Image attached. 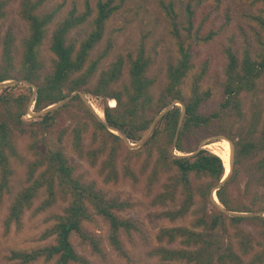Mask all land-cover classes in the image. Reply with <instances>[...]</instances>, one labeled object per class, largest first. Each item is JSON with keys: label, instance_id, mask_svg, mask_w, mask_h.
Here are the masks:
<instances>
[{"label": "trees", "instance_id": "1", "mask_svg": "<svg viewBox=\"0 0 264 264\" xmlns=\"http://www.w3.org/2000/svg\"><path fill=\"white\" fill-rule=\"evenodd\" d=\"M122 3L123 0H97L93 8L89 0H86L83 11L77 8L70 10L58 23L50 37L49 51L54 57L53 71L39 83L44 69L41 49L48 37V29L55 22L58 12L53 10L39 14V10L44 5L43 0L22 1L20 14L28 29V37L22 44V61L17 67L14 62V41L7 37L2 47L0 83L18 78L37 84L38 90L35 95L33 88L29 87L30 93L27 94L15 96L10 91L0 96V199L10 192L11 178L14 174L11 156L17 155L14 142L15 131L37 135L33 131L36 129L48 134L54 126L58 125L57 121L61 120L63 115H67L72 120L71 125L62 130L60 139L69 135L74 148L82 154L85 137L90 133H93L94 137H108L116 142L125 141L120 134H114L111 127L121 131L128 140L140 141L154 124L155 117L173 101L181 100L185 104V116L182 118L180 106H175L168 111L157 122L143 146L138 150L152 161L155 177L160 172L167 173L174 170L176 173L174 183L167 186L169 191L163 194L165 197L163 205L166 204V200L175 203V192L178 188H183L184 200L180 208L166 211L163 216L176 222L186 217L195 206L191 227L165 228L161 236V240L166 237L170 243L180 240L185 248L161 247L157 248L155 254L160 257V264H244V258L236 253L230 242H225V235L230 226L237 230V235H242L244 230L241 224L249 222L258 223V227H261L260 234L264 237V218L230 216L213 202L211 196L213 189L224 178L226 169L221 156L206 148L198 149L201 139L197 137V133L209 127L213 120L221 118L222 113L241 115L238 96L242 91H251L255 88L257 80L264 73V53L260 59L256 60H251L247 56L240 67L239 60L232 51H226L228 61L225 66L227 77L225 100L220 105V109L209 116L200 112L201 105L210 96L209 90L204 89L203 86L204 73L197 75L193 73L194 66L190 63V54L185 42H181L178 46L179 57L175 65L169 66L167 86L160 98L156 99L150 94L154 82L146 75L150 62L143 50H140L135 58L129 59L130 86H124L122 90H113V85L120 80L125 65L120 59L102 73L96 87L90 90L88 86L93 75L98 71L101 61L100 58H92L93 51L104 38L108 22L120 11ZM5 17L6 4L0 2V23ZM90 20L92 27L88 35L79 43L71 41L69 38L71 33ZM178 25L175 14L172 25V32L175 35L180 33ZM186 27L188 31L192 30L191 18ZM261 27L264 31V21ZM16 70L20 74L18 77L13 75ZM188 80L190 83L186 85ZM82 89L84 93L116 101L115 107L105 105L104 121L100 120L86 104L78 92ZM74 93L76 94L70 102L44 112ZM32 97L33 101H31ZM31 104L34 105V112L45 114L39 120L29 123L28 128L24 129L23 117ZM228 138L235 146L234 174L216 191V195L228 211L252 212L253 209L240 206L234 201L230 184L237 178V166L264 153V124L258 140H255L253 134L228 135ZM188 140H190L189 143ZM35 143H31L33 147L31 150L40 155V149ZM173 149L185 155L175 156ZM92 153L97 154L96 151ZM111 156L112 158L107 162L111 168L108 174L109 179L118 175L115 167L116 152L113 151ZM258 167V170L264 173V159ZM39 170L41 173L37 177ZM194 179L201 182L196 191L193 188ZM28 183L29 186L15 196L9 208L5 221L8 226L12 223H20L25 208L29 209L32 206L43 188H46L47 199L40 206V211L49 209L56 202V186L64 195H70V202L63 214L56 216V224L46 233V237L55 236V243L32 252H15L12 256L14 260L27 264L41 258L46 261L56 258L55 264L84 263L85 261L76 252L71 238L72 235L78 234L85 241L91 239L95 248L98 247L96 240L89 238L84 231V223L92 220L93 214L108 221L110 242L117 250L122 248L121 231H130L135 227L130 219L119 215L125 210L124 203L108 201L105 195L97 191L93 185H86L75 176L74 166L62 148L50 149L48 153L39 156V159L30 165ZM195 193L202 198L201 206L196 207L193 202ZM209 205L212 206L211 209ZM90 207L95 212L92 213ZM221 231H224V234H221ZM251 245V238L240 243L241 250L245 254H250L254 249ZM250 264H264V248L257 253Z\"/></svg>", "mask_w": 264, "mask_h": 264}, {"label": "rangeland", "instance_id": "2", "mask_svg": "<svg viewBox=\"0 0 264 264\" xmlns=\"http://www.w3.org/2000/svg\"><path fill=\"white\" fill-rule=\"evenodd\" d=\"M22 1L0 0L6 4V17L0 23V63L3 57V43L9 37L14 41V62L17 67L22 61L23 41L28 37L27 25L20 14ZM43 1L44 5L39 10V14L57 10L58 15L49 27L48 37L41 49L44 69L41 72L42 77L39 83L53 71L54 57L49 51L53 31L70 10L77 8L83 11L86 3V0ZM89 3L94 8L97 0H89ZM175 14L180 28V33L176 35L172 32ZM190 18L192 30L188 31L186 25ZM262 21H264V0H123L120 11L110 19L104 38L93 51L92 58H100L101 61L88 88L90 90L95 88L102 73L120 59L125 65L120 80L113 85V90H122L124 86H130L129 59L135 58L138 52L143 50L150 62L146 75L154 82L150 94L156 99L160 98L167 86L169 66L175 65L179 57L178 46L181 42H185L190 54V63L194 66L193 73L196 75L204 73L203 86L204 89L209 90L210 96L201 105L200 112L209 116L218 111L225 100L227 79L225 66L228 61L226 51H232L239 60L240 67L247 56L251 60L260 59L263 56ZM91 22L90 20L83 27L75 29L69 36L70 40L79 43L84 39L91 30ZM13 75L18 77L20 74L16 70ZM189 83L188 80L186 85ZM37 86L23 79L8 80L7 84L0 88V96L10 91L15 96L27 94L30 93L29 87L33 88L35 95L38 90ZM78 92L93 113L104 121L105 105L112 107L111 100L114 99L96 97L84 93L83 89ZM74 94L70 96L71 98L68 97L69 100L67 98V101L60 103L64 105L70 102ZM238 100L241 104V115L222 113L221 118L213 120L209 127L198 131L197 137L201 139L199 148L203 147L213 151L207 148V145L221 143L223 138L229 139L228 135L253 134L255 140H258L264 124V73L257 80L255 88L251 91H242ZM173 103L178 104L173 108L180 106L183 112L185 104L181 100H175L171 104ZM32 104L23 117L24 129L28 128L29 123L39 120L45 114L39 115L40 112H34ZM51 108L54 109L49 107L44 112L52 110ZM166 108L160 114L164 113ZM160 114L155 117L152 127L138 142L128 140L122 132L118 133L112 128H110L112 132L120 134L125 141L116 142L108 137H94L93 133L87 134L82 146V154L74 148L69 135L60 139L62 130L71 125L72 120L67 115H63L61 120L57 121L58 125L54 126L48 134L36 129L32 130L37 135L15 131L14 142L17 155L11 156L14 174L11 178L10 192L0 199V264H24L12 258L15 252H32L55 243V236L46 237V233L56 224V216L62 215L70 202V195H64L57 186L55 189L57 191L56 202L49 209L39 210L47 199L46 188H43L32 206L29 209L25 208L20 223H12L8 226L5 221L15 196L29 186L30 165L36 162L39 156L58 147L62 148L70 159L75 169V176L79 177L84 184L93 185L97 191L105 195L108 201L115 200L125 204V210L119 215L130 219L135 226L130 231H121L122 248L117 250L110 242L108 221L93 214L92 220L84 223V231L89 238L96 240L98 247L95 248L91 239L85 241L78 234L72 235L73 246L85 262L71 264H160V257L155 254L157 248H185L180 240L170 243L166 237L161 240V236L165 228L191 227L195 206L186 217L176 222L163 216L166 211L180 208L184 200L183 188L180 187L175 192V203L166 200V204L163 205V201L165 202L163 194L169 191L167 186L174 183L176 173L174 170L167 173L160 172L155 177L152 161H149L145 154L138 152L154 126L163 117L159 118ZM218 136L222 139L212 140ZM187 142L189 143L190 140ZM31 143L37 144L40 155L31 150L33 149ZM93 151L97 154L93 155ZM113 151L116 152L115 167L118 175L109 179L108 174L111 168L107 162L112 158ZM172 152L175 156L185 155L175 149ZM262 159H264V153L237 166V178L230 184V192L234 201L240 206L253 209L252 212H230L244 214V217L264 218V173L258 170ZM40 173L41 170L36 176L38 177ZM233 174L234 168L227 180ZM200 184L199 180H193L195 191ZM193 202L196 207L202 205V198L198 193H195ZM216 205L225 212L226 209L220 201ZM211 208L212 206L209 205V209ZM90 210L92 213L95 212L91 207ZM241 226L244 230L242 235H237V230L233 226H228L225 242H230L236 253L244 258V264H250L257 253L264 248V237L260 234L261 227H258V223L246 222ZM221 234H224V231H221ZM248 238H251V246L254 249L250 254H245L241 250L240 243L247 241ZM55 262L56 258L52 261L41 258L27 264H55Z\"/></svg>", "mask_w": 264, "mask_h": 264}, {"label": "water", "instance_id": "3", "mask_svg": "<svg viewBox=\"0 0 264 264\" xmlns=\"http://www.w3.org/2000/svg\"><path fill=\"white\" fill-rule=\"evenodd\" d=\"M8 82V81H7ZM7 82H3V83H0V88L1 87H3L4 85H6L7 84ZM35 90H37V88H35ZM75 95V94H74ZM71 98V97H70ZM70 98H68L67 100H69ZM66 100V101H67ZM61 105H63V103H60V104H56V105H53V106H51V107H53V108H56V107H59V106H61ZM174 105H178V104H175V103H173V104H171V105H169L166 109H165V111H164V113H166L167 111H169L171 108H173V106ZM52 109V108H51ZM185 111H186V108L183 106V112H182V118L185 116ZM46 113V112H45ZM164 113H162V114H160V117L159 118H161L163 115H164ZM42 114H44V113H39V115H42ZM113 130H115V131H117L118 133H120L121 131H119L118 129H116V128H113V127H111ZM218 139H222V137H215V138H213L212 140H218ZM223 140H227V141H229V143L231 144V146H232V156H231V172H230V174H229V176H226V173H225V176H224V178L222 179V181L220 182V184L217 186V188H215L214 190H213V193H212V197H214V195H216V191L222 186V185H224V183L227 181V179L231 176V174H232V172H233V168H234V163H235V157H234V143L231 141V140H229V139H226V138H223ZM204 146V145H203ZM203 148V147H202ZM199 149H201V148H199ZM192 154H194V153H192ZM192 154H190V155H192ZM217 196V195H216ZM218 198V197H217ZM219 201V200H218ZM216 204H219V202L218 203H216ZM225 212L227 213V214H229V215H231V216H243L244 214H239V213H232V212H230V211H227V210H225ZM257 215V214H256Z\"/></svg>", "mask_w": 264, "mask_h": 264}, {"label": "bare ground", "instance_id": "4", "mask_svg": "<svg viewBox=\"0 0 264 264\" xmlns=\"http://www.w3.org/2000/svg\"><path fill=\"white\" fill-rule=\"evenodd\" d=\"M111 106H115V101L111 100ZM49 109V108H48ZM209 146V147H208ZM207 148H211L215 154L221 156L224 161L226 176H229L231 170V156H232V146L227 140H223L221 143H214L211 145H207ZM212 196V195H211ZM213 202L218 203V198L216 195L212 197Z\"/></svg>", "mask_w": 264, "mask_h": 264}]
</instances>
